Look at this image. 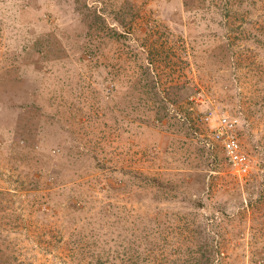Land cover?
<instances>
[{
  "label": "rangeland",
  "instance_id": "obj_1",
  "mask_svg": "<svg viewBox=\"0 0 264 264\" xmlns=\"http://www.w3.org/2000/svg\"><path fill=\"white\" fill-rule=\"evenodd\" d=\"M0 264H264V0H0Z\"/></svg>",
  "mask_w": 264,
  "mask_h": 264
},
{
  "label": "built area",
  "instance_id": "obj_2",
  "mask_svg": "<svg viewBox=\"0 0 264 264\" xmlns=\"http://www.w3.org/2000/svg\"><path fill=\"white\" fill-rule=\"evenodd\" d=\"M215 142H219L222 145L227 159L241 173L249 171V158L239 139L237 119L228 115H222L219 118L214 137L206 139L208 147Z\"/></svg>",
  "mask_w": 264,
  "mask_h": 264
}]
</instances>
